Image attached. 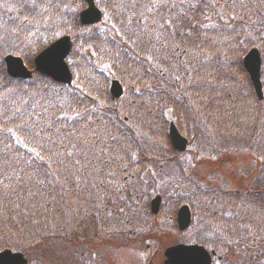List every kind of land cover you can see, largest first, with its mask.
<instances>
[{
    "label": "trees",
    "instance_id": "obj_1",
    "mask_svg": "<svg viewBox=\"0 0 264 264\" xmlns=\"http://www.w3.org/2000/svg\"><path fill=\"white\" fill-rule=\"evenodd\" d=\"M99 1L105 21L85 27L81 0H0V251L26 253L29 264H50L43 258L55 253V240L75 246L71 238L100 212L116 215L110 226L128 234L124 209L132 207L109 205L141 184L144 168L174 164L168 118L194 155L244 149L264 164V99L241 63L259 49L264 93V0H178L197 13L192 27L174 21L172 0ZM63 34L73 38L71 87L6 75L4 56L30 61ZM112 79L125 87L120 100L109 94ZM242 188L227 185V201L247 189V206L227 204V215L222 207L204 217L233 245L262 243L264 183Z\"/></svg>",
    "mask_w": 264,
    "mask_h": 264
},
{
    "label": "rangeland",
    "instance_id": "obj_2",
    "mask_svg": "<svg viewBox=\"0 0 264 264\" xmlns=\"http://www.w3.org/2000/svg\"><path fill=\"white\" fill-rule=\"evenodd\" d=\"M157 1L158 0H145V3L152 4ZM177 1L178 0H172L174 3L172 7L174 21L175 18H177V20L180 21V25L192 27L195 22L194 16H196L197 13L195 12L193 14L191 12V6L186 5L185 2L180 4ZM239 140H242V138ZM237 141L238 138H234L232 143ZM224 145L227 147V141ZM240 150L241 151L236 150L237 152L226 150L213 159H208L206 157L197 158L198 156L189 154L182 156L180 161L184 163L183 165H185V167L173 168L169 176L164 179L165 187L170 184L168 188L166 187L167 190L171 188L168 197L178 195L179 197L187 198L191 196L189 195L191 193L198 194L200 197V191L196 192L194 190L195 188H203L204 191L209 194L208 190L212 193L215 188L214 186H220L222 188L229 185L234 188L232 189L233 191H237L242 187V189L247 188L248 185L264 183V164H261L253 154H249L244 149ZM144 167H150V164L141 168ZM157 167L161 169V166L158 164ZM147 170V168H144L141 174H145ZM164 170H166V168ZM149 175L160 177L153 172H150ZM149 175L145 177V181ZM160 181L162 182L161 179ZM160 181L158 182V187L162 185ZM188 181H191V184L188 183L185 185ZM130 189L132 191L128 194H135L136 192L134 189L142 191L143 186L135 183L133 186H130ZM225 190L227 193V189ZM245 191H247V189L235 195L236 197L232 198L235 200L234 202L240 197H243ZM127 197L130 198L129 200L133 206V214H136L137 207H135V204L140 205L142 209L147 207V202L142 201V203H139V201L135 200L134 196ZM199 197L194 196V199L198 201L200 199ZM123 198L126 197L122 196V198L120 197V202H115L114 205L110 204V211L117 207L118 209L124 207V204L128 201L123 202ZM118 211L122 212L123 210ZM126 211L130 212L131 210L127 209ZM196 212H202L198 202H196ZM100 215H102V217L99 216V219L95 215L93 216L95 221H87L85 223L83 234L79 233L78 236L71 238V242L76 240L75 246H71L70 244L62 246L60 241L55 240V253L53 252L50 257L43 258V261L49 259L51 260L50 264H162L164 260L162 256L163 250L177 241L183 240L181 241L182 243H190L192 241H198V238H210L207 242L214 245L213 241L215 236H217V231L212 230V223L210 221H205L208 224V230H205L200 226V216H197L195 225L187 234L182 235L176 230H146L141 239L134 243L132 242V237L130 238L126 233L119 232L116 227H104L111 218L104 212H100ZM89 216L90 214L88 218ZM151 221L152 224H155L157 220L153 218ZM202 223L205 224L204 222ZM85 236H87V238ZM140 243L154 246V251L157 249L156 255L153 256V260L151 259L150 253L148 254L149 257H147L140 252ZM59 247H61L60 250L58 249ZM263 250V246L255 242L254 238L251 237L250 246H244L243 244L232 245L228 248L227 252H220L219 256L223 259H227L229 264H260L261 260L264 258ZM36 251L41 252L37 249ZM24 255L28 260L30 259L26 253H24Z\"/></svg>",
    "mask_w": 264,
    "mask_h": 264
},
{
    "label": "water",
    "instance_id": "obj_3",
    "mask_svg": "<svg viewBox=\"0 0 264 264\" xmlns=\"http://www.w3.org/2000/svg\"><path fill=\"white\" fill-rule=\"evenodd\" d=\"M88 8L80 14V20L83 24H93L99 21L101 17L100 11L95 7L94 0H85ZM71 49L69 37H63L45 50H43L35 58L36 69L47 76H50L55 81L60 83L70 84L72 80L71 73L64 62L65 57ZM56 53L57 55H53ZM8 73L12 77L28 78L30 72L23 66L19 58L7 57L5 59ZM244 67L249 74L250 80L254 87L255 93L259 99H262V86L260 81L261 58L258 50L252 49L243 60ZM111 93L114 97H119L122 94L121 87L118 82L113 81ZM170 139L173 146L178 150H184L186 140L179 136L173 125L170 127ZM159 198L152 202V211H156V205ZM190 223V216L186 207L179 211L178 224L180 229H185ZM167 261L165 264H204L203 259L207 254L201 247H185L176 246L169 248L166 251ZM27 260L21 253H13L10 250H5L0 253V264H26ZM206 264H208L206 262Z\"/></svg>",
    "mask_w": 264,
    "mask_h": 264
},
{
    "label": "snow or ice",
    "instance_id": "obj_4",
    "mask_svg": "<svg viewBox=\"0 0 264 264\" xmlns=\"http://www.w3.org/2000/svg\"><path fill=\"white\" fill-rule=\"evenodd\" d=\"M53 55H57L56 53H54ZM69 155H71V153H69ZM0 247H2V246H0Z\"/></svg>",
    "mask_w": 264,
    "mask_h": 264
}]
</instances>
